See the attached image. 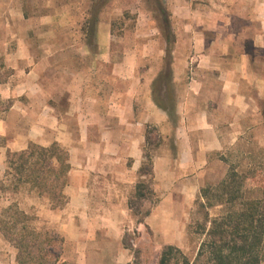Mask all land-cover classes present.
<instances>
[{
	"label": "crops",
	"instance_id": "1",
	"mask_svg": "<svg viewBox=\"0 0 264 264\" xmlns=\"http://www.w3.org/2000/svg\"><path fill=\"white\" fill-rule=\"evenodd\" d=\"M112 20L105 7L89 35L74 31L70 46L41 47L44 56L31 64L32 74L65 67L56 94L28 95V143H58L68 151L65 194L75 214L110 212L103 208L122 205L148 176L162 197L180 190L196 198L216 179V168H228L221 158L240 134H250L258 121L264 127V61H252L251 54L256 40L241 46L222 36L206 46L208 30L186 23L184 40L173 47H118ZM49 50L58 55L48 56ZM168 52L171 77L161 85L160 58ZM150 53L156 63L141 59ZM147 154L150 175L142 172ZM104 198L113 200H92Z\"/></svg>",
	"mask_w": 264,
	"mask_h": 264
},
{
	"label": "rangeland",
	"instance_id": "2",
	"mask_svg": "<svg viewBox=\"0 0 264 264\" xmlns=\"http://www.w3.org/2000/svg\"><path fill=\"white\" fill-rule=\"evenodd\" d=\"M77 5L80 14L75 10ZM105 7L112 13L118 47L157 43L163 49L168 47L169 34L173 47L178 40H184L187 23L194 31L201 25L208 30L206 46L222 36L229 37V41L234 37L241 46L256 40L257 49L251 50L252 61H264V50L260 48L264 46V0H0V62L12 72L7 83L0 86V96L12 104L0 116V178L6 169L8 151L19 152L36 143H28V95L38 99L44 92L54 95L57 83L65 79L64 65L57 70L40 68L32 74V62L44 56L41 47L70 46L77 39L74 31L89 35ZM81 40L90 42L93 38ZM197 45L200 44L194 41V47ZM57 55L49 50L48 56ZM154 58L156 63V54ZM154 58L150 53L141 59L151 63ZM170 61L172 57L162 53L161 85H168L170 80ZM260 123L252 125L250 134H240L235 148L224 152L221 160L228 168H216V179L204 187L207 192L203 196L201 189L196 198H188L180 190L175 191V197H162L164 191H156L154 178L148 176L143 183L144 198L137 194L138 190H131L128 199H122V205L117 202L103 208L108 213L75 214L67 205L53 210L46 197L27 187L18 193L0 192V213L16 203L34 217L36 229L59 234L64 239L63 244L59 241L55 246V252L62 251L60 264H159L163 248L169 245L180 249L193 262L210 221L239 212L243 207L240 201L220 202L221 185L231 171L243 178L247 201L264 198V127ZM151 172L152 169L143 173ZM92 200L105 205L113 199ZM16 256L15 247L0 233V264H18Z\"/></svg>",
	"mask_w": 264,
	"mask_h": 264
},
{
	"label": "trees",
	"instance_id": "3",
	"mask_svg": "<svg viewBox=\"0 0 264 264\" xmlns=\"http://www.w3.org/2000/svg\"><path fill=\"white\" fill-rule=\"evenodd\" d=\"M172 36L167 35L168 47ZM170 56V52H168ZM12 72L0 62V86L7 83ZM12 107L0 96V116ZM142 172L150 173L152 159L149 154ZM69 153L58 143L44 147L30 143L26 150L7 153L6 169L0 178L1 193H18L27 187L46 197L53 210L63 209L68 204L65 189L71 170ZM137 185V194L145 197L143 188ZM222 204L240 201L239 212L228 213L212 219L204 228L205 240L201 243L196 259L191 262L177 247L163 248L159 264H263L264 263V198L246 200L243 178L235 170L223 181ZM239 188H242L239 190ZM207 189H202L203 193ZM224 195L227 198H224ZM223 199V200H222ZM34 217L19 208L16 203L4 207L0 213V233L17 251L18 264H60L62 251L55 252L56 244L64 239L59 234L39 231L34 227Z\"/></svg>",
	"mask_w": 264,
	"mask_h": 264
}]
</instances>
